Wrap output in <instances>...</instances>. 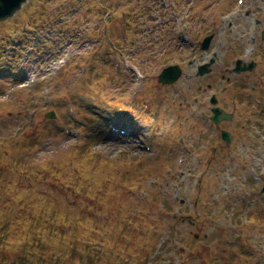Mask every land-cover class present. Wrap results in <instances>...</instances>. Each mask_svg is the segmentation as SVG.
<instances>
[{"label": "rangeland", "instance_id": "1", "mask_svg": "<svg viewBox=\"0 0 264 264\" xmlns=\"http://www.w3.org/2000/svg\"><path fill=\"white\" fill-rule=\"evenodd\" d=\"M136 1L34 0L25 10L28 7L30 8L26 12L24 11L23 14H19V17L14 20L18 21V25L15 23L12 26L15 30V32L13 31L15 33L13 37H9V32L7 31V29L10 30L9 22L0 23V46L2 42H5V45L13 42H16V45L19 43L16 49H18L17 51L20 55V66L16 69L18 71L13 74H17L21 78L20 81L15 82L13 74L10 76L7 72L3 75L4 77L0 78L3 79L0 81V161L2 162V170H4H0V182L4 181L5 184L9 182L8 179H12L13 185L10 186L12 192H14V184L18 180L19 183L27 187L33 188L40 193H46L56 206H52L44 201L42 207L47 208L48 213H52L55 209L64 218L72 220L69 224L70 228L64 229V232L68 233L67 237L64 236V241L68 240L71 244L73 240L76 241L78 239L81 242H77V246L82 250H85V246L92 248L93 245L99 243L102 249H105L110 255L118 259V262L116 261L117 264L123 262L130 263V261H133L134 264L138 262L145 263L151 254L162 255L161 253L164 249L160 252L158 249H162L163 244L172 243L173 240L179 243L186 241L185 243L190 246L188 252L184 250L185 255L178 262L174 263L167 259L168 256H165L160 259L159 264H204L203 258L207 255L209 256V264H264V230L261 229L264 224V217L261 216L259 211H255L254 209L256 197L249 196L247 199L248 203H246L248 206H250L249 204L253 206L254 212H250L249 215L257 217L258 222H255L254 219L251 220L250 217L240 218L238 223L232 221L233 216L240 215L246 210L245 204L242 206L244 200L241 196L246 197L247 195L241 194L242 188L235 182V186L240 188L239 197L232 196L226 199L224 198L226 193H222V190L220 193L217 189H213V184L217 186L222 184V179L226 174L224 171H220V173L210 172L209 176L204 179L202 189L199 190V188L196 189L197 185L192 180V176L200 178L203 171H199L197 167L190 164L184 170L182 168L177 169L174 163H167L166 160L162 165H158L160 170L156 173L158 177L154 179L153 174L149 176L152 178L149 180L157 181V183L154 182L152 184L147 181L142 186L140 184L142 190L139 187V192L134 195L137 200L132 198L126 200L124 198L123 200L121 199L122 201H118L123 196L122 192H112L111 195L113 196L119 194V198H115L111 197L106 190L103 191L106 196V202L100 208L103 209V213L97 212L98 206L93 208L92 212H88L89 208L82 211V203L80 208L77 206V209H71L69 202L74 198L78 201V198H82L84 195H75V193L68 195L65 192V188L59 182L58 186H53L56 192H48V186L53 185L52 174H49L47 170L49 167H55L56 171L61 173L63 180L75 184L77 176L74 174L78 169L81 170L80 174H82L83 169L90 168L89 170L95 171V175H98L100 169L96 171L93 167L99 168L103 164V167L107 170L112 168L119 169V165L125 157L127 159L124 163L132 165L130 161L132 156L122 155L126 154L123 153L125 152L123 146L118 142L114 143V141L106 142L103 137L107 134L100 132L101 128L98 127V121L95 118L91 121V117L85 116V114L89 115V112L94 114L93 104L98 105V110L101 113L108 115H115L117 112L127 108L123 102L128 100V90L124 86L121 88L117 84L114 86L117 78L122 79V76L118 72L116 73L113 70V76L99 83L98 88L94 84L95 81L92 79L88 80V78L93 75L91 72L97 66L96 63H93V67L91 65L90 58L93 56L98 55L103 62L110 64L111 68L113 67L114 69L115 58H112L114 56L113 52L108 50L105 20H102V10L96 11L97 5L101 2L104 9L107 8L111 11V15L107 18L108 25L111 27L114 15L119 16L122 12L128 10H139ZM167 4H173V8L170 12H165L163 17V22L166 25L163 32L165 37L171 33L175 36L178 28L174 31V22H179L180 25L184 22L190 23L191 15H193L188 27L189 31L195 34L190 33V36L197 46H199V42L208 36V30H215V39L213 40L211 51L200 52L199 55L197 51L191 53L190 48H183L182 45L180 46L181 48L174 49V44L172 46V44L168 43L169 41L165 42L168 39L164 43L157 45L156 34L153 35L148 32L146 34L144 32L139 33L138 28L137 35L133 37V43L140 40V47H132L133 45H131L128 51H125L121 59L118 60L121 65L132 61L127 56V53L131 56L135 55L140 60L152 59L154 62H159L162 57L161 65L173 60H193L194 66L188 65L189 67L184 69L183 78L177 86V90L184 93V99L180 105L174 103L172 98L170 99L173 89L165 88L164 90L156 91L154 86L148 91L145 89L143 92L146 91L144 96L147 97L139 100L144 109L149 100L155 101L156 97L160 96V101L163 103V109L165 110V119H160L157 127L159 135L156 134V139L160 144H166L165 141L174 132L172 131L167 136L166 134H162L160 129L163 124L175 120V112L185 108L187 103L191 107L190 109L187 108V111L183 114L181 119L182 126L178 128L176 138L178 136L188 140L193 138L191 133L204 129V127L201 128L198 124H195L200 119L199 113L206 115L205 99L208 95V75L200 78L199 81L196 79L195 82L197 84L194 85L192 83L191 85L188 79L194 78L195 67L201 63L208 62V57L212 58L213 53H216L217 58L214 56L215 63L210 68L217 73L224 66L222 63L223 57L226 60L228 59L229 62L233 57L236 58L238 56L246 57V59L250 60L254 57L256 51L257 57L264 60V54L259 53V50L264 48V44L260 43L262 40L259 37H262L263 32L259 33V25L254 28V18L257 19L258 17L259 19V16L260 19L264 18V0H245L243 6H240L238 0H168ZM58 8H61L64 12L61 11L59 13ZM56 24L62 27L65 26L67 31V38L64 43L67 45L60 48V56H56L55 51L51 49L44 50L42 46L37 51L32 38H28V40L23 38L24 33L37 36L41 32L44 34L49 33V31L55 33L54 27ZM28 25L29 27H27ZM152 30L150 29V31ZM88 31L92 32L91 41L86 40L82 36L83 32L88 33ZM73 35H78V40L75 43L70 41ZM254 39L256 43H253ZM89 42L91 43L90 46L87 45ZM33 46L35 49L31 51ZM23 48L24 52H21ZM172 50L175 51L172 52ZM70 52L71 56L69 59L68 54H65H70ZM109 52L112 53L110 54ZM165 52L169 53L167 55L170 58L168 59L167 55H165L163 63ZM190 53L191 56L187 57ZM194 57L196 58L193 59ZM60 59L65 61L68 74H64V69L59 71L58 76L55 78V83L51 86L50 96L55 98L59 94H67L69 99L63 98L60 101L55 98L52 106H45L41 100L38 101L36 98L40 94V90H42L43 82L47 84L46 77L50 73V68L58 65ZM77 63L78 65H75ZM42 70H46L47 72L42 73ZM105 70L107 71L108 69L102 68L101 72L95 71L100 74L105 73ZM220 73L214 76L212 81L213 87H215L214 90L216 91V82L221 80ZM31 74H34L33 76L37 78V87L33 90L28 86L29 83L25 81L27 76ZM44 76L45 80L43 81ZM228 76L232 77L233 75L228 74ZM236 78L238 82H242L249 89L247 82L251 79L250 77H245L244 79L243 76H239ZM54 85H57L56 88L53 87ZM187 86L189 88L186 91L185 88ZM199 86L200 89H198ZM95 89L99 93L96 102H94ZM239 92L242 94L243 92L248 93L243 87H239ZM79 95L84 96L80 97V99H83L80 103L73 100V97H78ZM195 98L200 101L198 106L194 105L193 100ZM260 99L261 97H258V100ZM108 100L111 101L108 102ZM75 105L83 111L82 115L77 114L78 119L86 120L85 122L88 123V127L75 125L74 129L80 132V135L78 134V137L75 138H67L62 133L61 135L56 134L55 125L59 123L64 125L71 124L65 113L66 111L74 112L73 108ZM181 105H184V107L181 108ZM50 111H57L59 118L56 117L55 121L46 118V113ZM193 111L198 112L197 117L189 119L192 117ZM28 114L35 115V123H31L30 120L28 121ZM139 119L143 124L150 121L149 119L148 121L145 118L142 119V117H139ZM262 121L264 126V117H262ZM21 126L25 129L17 139H12V133L15 128ZM263 126L257 128L261 132L259 137H255L259 144L264 142L261 138L264 137ZM89 139H92V141L90 142ZM88 144L90 152L89 154H85L83 151L86 150ZM232 146L237 152L240 150L237 143H234ZM254 148L256 150L259 149L256 146ZM167 150L168 148H165V152ZM128 153L133 155L135 162H139L140 156L137 154L140 152L133 148L128 150ZM206 156L207 153L203 158ZM134 160L132 161L135 165ZM76 161H79L80 168L76 167ZM21 163L24 164V169L27 170V173L21 174ZM140 169L142 173L134 174V179H138V182H136L138 184L148 177L145 172L146 165ZM147 169L153 171L155 168L147 165ZM168 169L172 172L166 173L164 171H168ZM110 178V174L106 177L103 174L100 184H104L105 179V181L110 182V188H113V186H118L119 188L130 186L127 180L125 181L121 178L111 180ZM208 181L212 183L210 188H212L214 193L212 204L213 200L219 201L218 205L214 204L211 206L209 214ZM5 186L1 188L3 191L0 190L3 196L7 195ZM101 188L104 187H100L99 189ZM135 188H137L136 184ZM115 190L119 189L116 188ZM23 196L24 193H21L19 199H22ZM252 199L254 200L253 202L251 201ZM181 200H185V203L182 204ZM196 200L199 201V204L197 208H194L193 205ZM73 202L75 201L71 203ZM22 204L23 202L20 203L21 207H23ZM4 211L5 208L0 209V214H4ZM32 211L37 215V219L32 220V218L27 217L23 225H29V228L22 231L17 230L20 226V219H16V215L13 216L10 213L4 214L5 225H10L12 230L10 234L12 242L8 247L9 250H16L17 245H20L18 243L20 239L30 238L32 234H47V227L52 228L50 224L46 225L42 222L43 217L48 216L47 214L39 213L37 208ZM26 214L29 215L27 212ZM81 214H83L82 217L80 216ZM84 214L90 215V222L84 221ZM189 215L192 217L198 215L196 227L189 228L187 221L186 223L180 221L181 217L186 218ZM52 221H54V225L60 223L58 216ZM2 225L0 223V227ZM88 227L98 231V234L92 236L95 242L88 239L90 236V233L86 229ZM194 233L200 234L199 239L193 237ZM24 235L27 237H24ZM205 235H208L207 239H205ZM239 239L240 241L237 242ZM130 249L138 251L140 256L138 254H131ZM187 255H192V257L187 260ZM130 256L132 258L130 261L124 260V258ZM106 259H109V257L104 254L103 262L105 263L103 264H111Z\"/></svg>", "mask_w": 264, "mask_h": 264}, {"label": "trees", "instance_id": "2", "mask_svg": "<svg viewBox=\"0 0 264 264\" xmlns=\"http://www.w3.org/2000/svg\"><path fill=\"white\" fill-rule=\"evenodd\" d=\"M3 218H0V221ZM4 222V220L2 221ZM0 222V223H2ZM7 230L5 227L2 228ZM1 229V230H2ZM26 228L24 226H19L17 229L18 231L25 230ZM8 231V230H7ZM10 231L7 232L6 235H4V231L0 233V246L4 244V240H7L9 238ZM32 242V244H31ZM31 242L28 241L24 244H21L19 247L20 255L19 257H16L15 261L13 260L11 264H34L35 257L40 256L43 252H47L49 257H53L54 255H57L58 253H55V249L60 245V236L56 232L54 233L52 229H48V233L46 236H35L31 238ZM24 245V246H23ZM3 247V246H1ZM0 247V248H1ZM62 256V255H61ZM42 257V256H41ZM63 257H65L63 255ZM4 259V258H2ZM9 264V263H7ZM90 264H92V261H90Z\"/></svg>", "mask_w": 264, "mask_h": 264}, {"label": "water", "instance_id": "3", "mask_svg": "<svg viewBox=\"0 0 264 264\" xmlns=\"http://www.w3.org/2000/svg\"><path fill=\"white\" fill-rule=\"evenodd\" d=\"M26 0H0V20L11 17Z\"/></svg>", "mask_w": 264, "mask_h": 264}]
</instances>
